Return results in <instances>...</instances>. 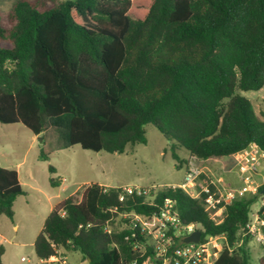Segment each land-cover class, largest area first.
<instances>
[{"label": "trees", "instance_id": "16d2710c", "mask_svg": "<svg viewBox=\"0 0 264 264\" xmlns=\"http://www.w3.org/2000/svg\"><path fill=\"white\" fill-rule=\"evenodd\" d=\"M263 87L264 0H14L0 10V122L23 124L42 142L66 117L70 145L94 152L145 144L147 124L173 142L177 160L175 148L200 160L251 145L264 152V112L242 95ZM200 180L215 188L205 173ZM104 188L88 184L53 207L34 241L39 261L63 249L88 264H160L145 237L116 221L124 211L157 213L168 199L202 241L224 236L214 264H251L245 229L264 186L226 205L221 222L204 195L178 186L124 202L120 189ZM23 194L17 170L0 165V216L13 220ZM4 252L1 244L0 264Z\"/></svg>", "mask_w": 264, "mask_h": 264}, {"label": "rangeland", "instance_id": "374dc122", "mask_svg": "<svg viewBox=\"0 0 264 264\" xmlns=\"http://www.w3.org/2000/svg\"><path fill=\"white\" fill-rule=\"evenodd\" d=\"M13 1L0 0V10L3 14L8 12ZM242 95L252 102L257 115L261 117L264 112V87L256 91L242 92ZM145 131V144L129 145L123 153H108L70 145L66 117L56 136L51 129L46 132L45 142L39 140L41 136L35 139L34 134L23 124L0 122V165L18 167L20 181L23 189L27 191V197H19L14 203L13 220L5 215L0 216V240L5 248L3 262L44 264L36 257L34 241L42 230L45 219L57 201L68 197L74 190L81 191L88 183L102 182L111 186L140 187L178 186L191 168L205 173L204 161L192 159L184 148H175L179 160L175 159L172 155L173 142L167 140L154 125H145ZM42 150L49 155L45 160L39 159ZM215 160L212 158L210 161ZM260 161L258 169L251 173L253 183L259 188L264 186L263 156ZM231 165L238 169L235 157L232 158ZM50 167L54 168L53 173L50 172ZM210 168L216 173L213 167ZM50 178L60 180L62 185L52 187ZM240 180L242 183L243 178ZM238 185L229 184L226 187ZM261 198L262 196L258 197L257 202L251 206V219L252 214L261 208ZM120 219H117L116 224L122 225ZM218 242L223 246V239ZM248 248L251 264H259V258L264 253V244L258 243L252 237ZM22 257L29 261H22ZM58 257L65 258L68 264H88L76 252L60 249Z\"/></svg>", "mask_w": 264, "mask_h": 264}, {"label": "built area", "instance_id": "2783aa9c", "mask_svg": "<svg viewBox=\"0 0 264 264\" xmlns=\"http://www.w3.org/2000/svg\"><path fill=\"white\" fill-rule=\"evenodd\" d=\"M264 157V152L257 146L251 145L248 149L235 154L238 171L242 175L243 182L238 187H218L214 184V189L206 183L200 181L202 173L199 169L191 168L184 175L182 183L178 185L193 198H200L204 195L205 208L211 218L216 222H221L226 205L248 195L258 193L259 187L253 183L251 173L260 166V157ZM120 189L119 201L124 202L129 196L150 197L152 192L161 186L140 187V186H117ZM109 187L104 188L108 191ZM260 199L261 208L252 214L253 218L246 225L245 233L253 237L258 243L264 244V191ZM122 228L134 231L132 235L145 237L155 250L156 257L160 264H214L222 250V245L218 240L224 236H209L205 240L201 239L197 243H184L183 239L200 230L198 224H184L180 219L174 203L165 200L159 212L140 214L134 211H124L120 216ZM106 231L111 233L112 227L106 225ZM201 231V230H200ZM184 244H180V243ZM22 261L29 259L22 257ZM44 264H68L65 258L58 255L46 260H41Z\"/></svg>", "mask_w": 264, "mask_h": 264}, {"label": "crops", "instance_id": "0c3cea01", "mask_svg": "<svg viewBox=\"0 0 264 264\" xmlns=\"http://www.w3.org/2000/svg\"><path fill=\"white\" fill-rule=\"evenodd\" d=\"M34 138L36 139L37 136L34 135ZM227 157H229V159H226V160L222 159V158L216 159L215 161H210V160H212V158L203 160L204 164L206 165L204 172L211 179V182H213L218 187H226V186H229V184L231 186L234 185V184H239L238 186H240L242 184L241 180H240L242 176L239 173L238 169H236L235 167H232V165H231L232 158L235 157V155H231V156H227ZM192 159H197V158L192 157ZM3 167H6V166H3ZM210 167H213L216 170V173L212 172V169ZM6 168H11V167H6ZM12 168L17 170L18 175H19V179H20V174H19L18 167H12ZM92 183H97L99 185L106 186V187H117V186H111V185H108V184H105V183H102V182H92ZM88 184H91V183H88ZM88 184H86V185H88ZM60 185H62V184H60ZM238 186H234V187H238ZM228 188H232V187H228ZM75 192H76V190L71 192L70 195L74 194ZM26 193H27V191H25V194H23V195H21L19 197H22V196H26L27 197ZM19 197H17L16 201L18 200ZM61 200H63V199H61ZM61 200L57 201L54 204V206L58 202H60ZM28 201L29 200L27 198V202ZM53 207H52V209H53ZM14 215H15V213H14ZM14 229H16V226L14 227ZM0 245H1V240H0Z\"/></svg>", "mask_w": 264, "mask_h": 264}, {"label": "water", "instance_id": "95a60500", "mask_svg": "<svg viewBox=\"0 0 264 264\" xmlns=\"http://www.w3.org/2000/svg\"><path fill=\"white\" fill-rule=\"evenodd\" d=\"M39 140L41 141V138H39ZM201 231L200 230H196L194 233H192L191 235L187 236L186 238L183 239L184 243H197L200 241L201 239Z\"/></svg>", "mask_w": 264, "mask_h": 264}]
</instances>
